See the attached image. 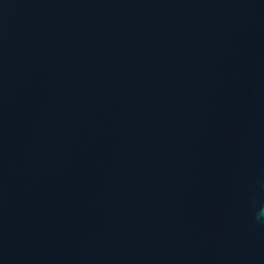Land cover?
Instances as JSON below:
<instances>
[{
	"label": "water",
	"instance_id": "1",
	"mask_svg": "<svg viewBox=\"0 0 264 264\" xmlns=\"http://www.w3.org/2000/svg\"><path fill=\"white\" fill-rule=\"evenodd\" d=\"M0 264H264V0H0Z\"/></svg>",
	"mask_w": 264,
	"mask_h": 264
}]
</instances>
